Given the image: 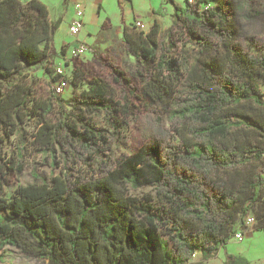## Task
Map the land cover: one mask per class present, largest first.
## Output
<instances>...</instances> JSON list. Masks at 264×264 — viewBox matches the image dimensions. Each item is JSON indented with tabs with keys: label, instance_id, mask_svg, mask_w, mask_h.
<instances>
[{
	"label": "trees",
	"instance_id": "16d2710c",
	"mask_svg": "<svg viewBox=\"0 0 264 264\" xmlns=\"http://www.w3.org/2000/svg\"><path fill=\"white\" fill-rule=\"evenodd\" d=\"M183 2L172 1L166 40L156 21L147 32L124 25L141 85L109 60L110 80L88 76L72 56V95L38 102L31 71L52 62L59 19H48L42 0H0V264L6 246L47 264H193L194 253L209 259L224 248L247 215L264 230V93L255 79L264 54L252 51L264 41L238 35L236 0ZM47 71L52 82L64 76ZM129 123L146 142L133 152ZM27 145L50 173L32 171L6 196ZM221 264L249 259L225 253Z\"/></svg>",
	"mask_w": 264,
	"mask_h": 264
},
{
	"label": "rangeland",
	"instance_id": "374dc122",
	"mask_svg": "<svg viewBox=\"0 0 264 264\" xmlns=\"http://www.w3.org/2000/svg\"><path fill=\"white\" fill-rule=\"evenodd\" d=\"M42 1L47 6L48 19L52 22L59 19V22L53 37L54 56L52 62L36 65L31 71L33 77L31 84L32 97L33 101L38 102H44L53 93V82L50 79L47 67L54 69V74L59 73L57 71V68H59L67 79L66 88L59 94L63 99H68L72 95L71 80L73 64L85 71L88 76L94 74L101 75L110 80L111 70L107 66H104L103 63L105 60L113 61L118 65L119 69L125 72L126 76L130 75L132 84L141 85L142 82L134 76L137 64L136 59L124 50L121 40L123 25L125 24L129 32H147L149 25L153 21H156L159 26L160 37L166 40V31L172 23L174 9L172 1L179 5L184 3L183 0H120L119 4L118 0H99L102 4L97 1L94 2V0ZM77 1L83 3L85 24L77 36H72L68 28L74 13V4ZM236 1L238 6L243 7V11L238 10L235 20V28L238 35H255L264 41V0ZM119 6L123 9V22L121 21L122 14ZM155 9L157 12L154 11ZM255 12H258V14L253 17V13ZM248 16L253 18H249ZM105 17L109 18L110 23L107 27L102 25ZM137 21L144 23L145 27L143 30L136 27L135 23ZM173 40L179 49L184 48L191 57L195 55L194 48L189 44H185L183 36L178 31L173 33ZM78 43H83L87 47V50L72 64L70 59L75 55V47ZM252 51L264 54V49H252ZM100 55L104 59L101 60ZM181 55H178V57H181ZM255 79L264 93V77L256 74ZM134 103L137 104L138 102ZM139 109L142 113L148 111L142 103H140ZM56 110L57 108L54 107V111ZM51 118L55 119V116L51 115ZM24 129L30 133L32 126H25ZM125 133L128 138L126 151L133 152L145 146L146 142L135 123H129L125 129ZM29 145H27L24 152L22 173L16 177L9 176L7 178L8 181H4L3 189L6 196H9L20 183L29 181L32 171L39 173V175H48L50 173L49 167L41 163L40 156L34 154ZM0 155L2 156V151ZM147 192L148 189H141L136 191V195L142 201ZM235 228L243 233L241 241L235 240L233 236L226 243L225 247H220L218 252L211 258L203 259L200 253L196 252L192 256L191 262L193 264H221L225 259V253L243 254L242 252L244 251L248 255L249 264H264V234L262 230H253V224L245 225L244 221L242 223L240 219L235 223ZM246 244L251 245L247 246V249H244ZM261 257L263 258L261 259ZM3 259L6 264H47V261L38 259L14 246L5 247Z\"/></svg>",
	"mask_w": 264,
	"mask_h": 264
},
{
	"label": "built area",
	"instance_id": "2783aa9c",
	"mask_svg": "<svg viewBox=\"0 0 264 264\" xmlns=\"http://www.w3.org/2000/svg\"><path fill=\"white\" fill-rule=\"evenodd\" d=\"M83 17H84V6H83V3L82 2H79L77 1L75 4H74V13H73V16L70 20V23H69V33L72 35V36H77L81 30L83 29L84 27V21H83ZM136 27L140 30H143L144 29V23L141 22V21H137L135 23ZM75 55L74 56H79L81 57L84 52L87 50V47L83 44V43H78L75 47ZM57 71L59 73H61L60 69L57 68ZM67 86V79L64 77V76H61L59 77L58 79H56L53 83H52V90H53V93L55 95H59L61 94L64 89L66 88ZM254 222V218L252 215H247L245 217V224L246 225H250ZM234 238L235 240L237 241H241L243 239V233L241 231H236L235 234H234ZM195 255V253L193 254V256Z\"/></svg>",
	"mask_w": 264,
	"mask_h": 264
},
{
	"label": "crops",
	"instance_id": "0c3cea01",
	"mask_svg": "<svg viewBox=\"0 0 264 264\" xmlns=\"http://www.w3.org/2000/svg\"><path fill=\"white\" fill-rule=\"evenodd\" d=\"M98 2V3H101L99 0H94V2ZM94 2H93V4H94ZM119 2H120V0H118V4H119ZM102 4V3H101ZM119 8L121 9L120 11H121V14H122V17H121V21L123 22V20H124V14H123V9H122V7L121 6H119ZM104 21H107L108 22V26H109V18L108 17H105L104 19H103V23H104ZM103 23H102V25H103ZM84 24H85V10H84ZM125 25V24H124ZM123 25V26H124ZM84 28V27H83ZM261 231V230H260ZM258 232V231H257ZM262 232H263V234H264V230H262ZM249 245H251V244H246L245 245V247H244V249H247V246H249ZM243 249V250H244ZM243 254L242 255H245L247 258H248V255L246 254V252H242ZM264 255V254H263ZM263 257H261V259H262Z\"/></svg>",
	"mask_w": 264,
	"mask_h": 264
}]
</instances>
